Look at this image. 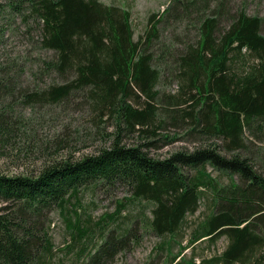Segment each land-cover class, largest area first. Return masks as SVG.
I'll return each mask as SVG.
<instances>
[{
	"label": "trees",
	"instance_id": "16d2710c",
	"mask_svg": "<svg viewBox=\"0 0 264 264\" xmlns=\"http://www.w3.org/2000/svg\"><path fill=\"white\" fill-rule=\"evenodd\" d=\"M4 1L11 17L37 24L41 48L52 56L35 59L30 77L48 83L33 91L22 87L28 71L18 60L0 61V151L13 141L17 121L10 114L19 99L54 105L80 97L100 121L112 123L115 137L95 155L53 162L34 176L0 173V264H51L55 248L46 223L53 211L62 215L70 246L80 249L85 264L113 260L130 246L137 227L159 239L154 251L165 254L162 264H264V16L249 15L245 7L231 14L228 0H214L213 7L210 0H171L134 40L130 13L121 6ZM192 13L200 14L197 41L171 62L178 93L161 94L156 86L172 53L158 44L159 54L151 50L158 26ZM165 128H186L201 146L159 160L145 150L155 140L122 144L131 136L154 138ZM116 185L129 196L113 213L83 223L76 211L68 214L84 188ZM201 202L206 213L189 223ZM128 205L137 210L124 214ZM92 233L99 235L94 249ZM223 238L227 245L219 255L195 261L198 244L211 247Z\"/></svg>",
	"mask_w": 264,
	"mask_h": 264
},
{
	"label": "rangeland",
	"instance_id": "374dc122",
	"mask_svg": "<svg viewBox=\"0 0 264 264\" xmlns=\"http://www.w3.org/2000/svg\"><path fill=\"white\" fill-rule=\"evenodd\" d=\"M98 1L105 5L121 6L129 11L134 40L144 36V33L151 28L153 22L161 16L163 10L171 2V0ZM210 1L213 7L215 1ZM0 4L4 6L3 12H0V27H4L5 30L4 36H0V61L18 60L20 62L21 67L28 71V74L21 79L22 87H28V91L45 88L48 83L46 80H35L29 75V71L36 62L35 59H46L52 56L51 52L41 48L40 28L32 21L28 25L21 23L18 18L8 14L4 0H0ZM227 5V12L231 14L239 8L245 7L249 15L264 16V0H228ZM192 14L190 17L184 16L178 22L165 19L158 26V40L153 44L151 50L158 52V44L159 49L167 48L172 53L167 58L170 67L164 69L156 86L161 94L176 95L178 93L179 83L172 72L171 62L174 60L173 56L181 53L186 44L197 41L198 16L200 14L198 16L195 13ZM152 15H156V18L149 22ZM10 115L17 121L14 138L4 151H0V173L9 176H34L53 162L77 161L95 155L102 149L110 147L115 137L112 123L105 117L100 121L90 105L80 97L54 105L25 104L19 99L12 105ZM186 128L176 130L165 128L151 139L131 136L124 138L122 144L132 147L155 140V145L145 150L151 158L162 160L177 151L191 152L201 146L199 142L187 136ZM164 135L176 138L167 142L164 139L161 140L160 136ZM214 143L220 144L219 141H214ZM209 171L211 170L209 169ZM212 174L216 176L215 172ZM128 196L127 190L118 185L113 188L87 187L82 190L79 196L81 198L77 203L69 204L68 214L72 215L76 211L80 215V223L85 222V218L88 216L92 222H95L101 215L113 213L118 207V202L124 203ZM136 210V207L128 205L123 213ZM205 213V203L201 202L198 211L194 215L188 216L187 220L189 223L194 222L201 219ZM48 218L47 232L55 248L51 264H85L88 260L85 257L81 259L78 253L80 249L71 247L73 244L65 230L62 215L58 211H53ZM191 227V224H188L187 228L185 227L183 234L185 241L188 239ZM92 235L96 238L91 244L94 249L99 243V235L98 233H92ZM133 236L132 243L125 251L118 253L113 260L101 264L163 263L165 254L154 251L155 246L160 243L158 238L141 227L136 228ZM226 245L227 241L224 238L211 247L206 242L198 244L194 250L197 257L195 261L200 260L198 257L208 259L219 255ZM68 246L70 248H67ZM190 254L189 250L185 251L186 257Z\"/></svg>",
	"mask_w": 264,
	"mask_h": 264
}]
</instances>
